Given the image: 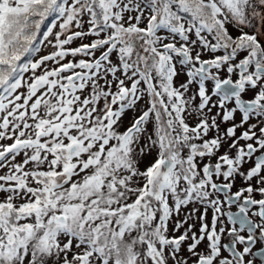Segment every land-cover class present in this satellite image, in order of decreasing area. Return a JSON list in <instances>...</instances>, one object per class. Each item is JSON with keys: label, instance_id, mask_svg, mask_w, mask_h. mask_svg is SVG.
<instances>
[{"label": "snow or ice", "instance_id": "1", "mask_svg": "<svg viewBox=\"0 0 264 264\" xmlns=\"http://www.w3.org/2000/svg\"><path fill=\"white\" fill-rule=\"evenodd\" d=\"M0 264H264V0H0Z\"/></svg>", "mask_w": 264, "mask_h": 264}, {"label": "flooded vegetation", "instance_id": "2", "mask_svg": "<svg viewBox=\"0 0 264 264\" xmlns=\"http://www.w3.org/2000/svg\"><path fill=\"white\" fill-rule=\"evenodd\" d=\"M242 184H243V181L238 178L237 179V182H236V186L233 188V191H235L237 188H239L240 186H242ZM232 210L233 211H236V208L233 207ZM186 211H191V206H189L187 209L182 210V213L181 214L183 215L184 212H186ZM201 211H203V209H201ZM210 217H211V211H209V218Z\"/></svg>", "mask_w": 264, "mask_h": 264}, {"label": "rangeland", "instance_id": "3", "mask_svg": "<svg viewBox=\"0 0 264 264\" xmlns=\"http://www.w3.org/2000/svg\"><path fill=\"white\" fill-rule=\"evenodd\" d=\"M51 49H43L42 52H41V55L43 54H46L47 51H50ZM136 51H139L141 54H143V51L142 49H137V50H134L133 52V55H132V60H135L136 59ZM10 143V141H8ZM149 160L151 159V157L148 158ZM147 162V161H145Z\"/></svg>", "mask_w": 264, "mask_h": 264}]
</instances>
